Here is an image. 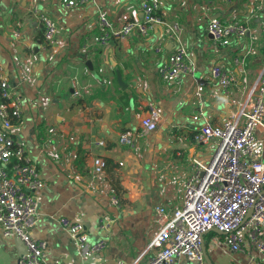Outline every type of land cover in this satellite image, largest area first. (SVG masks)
<instances>
[{
	"label": "crops",
	"instance_id": "0c3cea01",
	"mask_svg": "<svg viewBox=\"0 0 264 264\" xmlns=\"http://www.w3.org/2000/svg\"><path fill=\"white\" fill-rule=\"evenodd\" d=\"M157 1L166 14L165 25H156L149 36L133 33L100 49L89 43L99 14L105 12L115 27L124 14L140 21L143 0H93L69 9L61 0H0V69L23 105L11 134L47 181L36 195L40 215L31 236L47 242L50 264L85 263L60 226L61 217L83 223L92 242L108 241L91 259L96 264L150 260L157 208L177 209L193 160L208 163L215 153V141L195 142L198 128L205 122L220 125L241 111L259 75L264 62V0ZM33 9L56 22L59 32L52 43L44 41ZM213 18L240 21L250 31L227 47L216 45L206 32ZM174 23L180 27L191 73L167 83L160 70L178 46L167 35L166 25ZM255 35L259 40H253ZM252 46L257 53L245 56ZM156 47H162L161 52ZM215 66L228 70L234 83L223 90L211 81L199 92V82L209 81ZM73 78L85 88L80 98L74 96ZM150 106L161 111L157 128L132 148L120 146V133L139 129ZM256 136L264 146V131L258 129ZM97 157L106 161V169L95 180ZM102 219L110 221L109 231L99 227ZM215 239L221 241L222 235L205 237L212 262L236 264L241 255H229L223 245L209 249ZM24 251L20 239L4 237L0 229V264H17ZM251 254L255 261L242 255L246 264H264L255 250ZM178 262L191 264L184 257Z\"/></svg>",
	"mask_w": 264,
	"mask_h": 264
},
{
	"label": "built area",
	"instance_id": "2783aa9c",
	"mask_svg": "<svg viewBox=\"0 0 264 264\" xmlns=\"http://www.w3.org/2000/svg\"><path fill=\"white\" fill-rule=\"evenodd\" d=\"M92 1L61 0V3L69 9L88 5ZM141 8L142 20H132L129 14H124L119 27H115L108 15L101 12L90 45L104 49L115 39L125 40L133 33L149 36L156 25L166 24V14L160 11L157 0H143ZM31 13L43 28L44 41L52 43L59 32L56 22L36 9ZM166 26L169 40L178 46L168 55L160 76L163 81L173 83L189 75L191 67L187 48L181 42L179 25ZM249 31L248 26L240 21L223 22L217 18L211 19L206 27L214 44L225 47L234 40L244 39ZM15 35L18 36L16 31ZM253 40L257 41L259 37L255 35ZM161 50L162 47H156L158 53ZM256 53L252 46L245 56ZM243 60V57L238 58L235 63L240 65ZM211 81L227 90L234 83V77L223 67L215 66L210 80L199 82L198 91L202 92ZM72 88L74 96L82 97L85 88L76 78L72 80ZM22 114V100L15 95L0 69V229L4 237H16L25 246L17 264H50L47 242L31 236L40 215L36 195L46 187L47 181L27 157L22 144L11 134L13 121H20ZM200 116L201 113L194 119L198 120ZM161 118V111L150 106L139 129L120 133L118 144L129 148L136 146L140 139L157 128ZM258 129L264 131V62L247 92L243 109L220 125L205 122L198 128L195 142L205 145L215 141V153L208 163L193 160L192 172L177 209L169 212L165 207L157 208L153 223L158 230L148 245V250H152L154 255L146 263L134 261L132 264H180L178 260L182 257L191 264H207L202 238L213 229L222 233V240L215 239L210 244V250H217L223 245L229 255H250L255 261L251 254L255 250L260 258H264V146L256 136ZM97 145L102 146L103 143L98 142ZM105 169L106 161L97 157L92 178L100 179ZM112 202L118 206L116 197H112ZM250 210L252 214L246 219ZM59 224L77 244L84 264H96L91 259L106 249L108 241L92 242L81 222L61 217ZM99 227L109 231L111 223L102 219Z\"/></svg>",
	"mask_w": 264,
	"mask_h": 264
},
{
	"label": "water",
	"instance_id": "95a60500",
	"mask_svg": "<svg viewBox=\"0 0 264 264\" xmlns=\"http://www.w3.org/2000/svg\"><path fill=\"white\" fill-rule=\"evenodd\" d=\"M251 214H252V210L249 211V213H248L246 219H248V218L251 216ZM210 232H213V233H215V234H219V235L222 234V233H221L220 231H218L217 229H213V230L210 231ZM206 235H207V234H205V235L203 236V238H202V242H203V246H202V248H203V252H204V256H205V260H206V263H207V264H214V263L212 262L211 258L209 257L208 252H207V246H206V242H205V237H206Z\"/></svg>",
	"mask_w": 264,
	"mask_h": 264
},
{
	"label": "rangeland",
	"instance_id": "374dc122",
	"mask_svg": "<svg viewBox=\"0 0 264 264\" xmlns=\"http://www.w3.org/2000/svg\"><path fill=\"white\" fill-rule=\"evenodd\" d=\"M247 257H250V256H247ZM244 257L241 255V256H237V260L234 262L236 264L240 263V264H246V262H244ZM264 259V258H262Z\"/></svg>",
	"mask_w": 264,
	"mask_h": 264
},
{
	"label": "trees",
	"instance_id": "16d2710c",
	"mask_svg": "<svg viewBox=\"0 0 264 264\" xmlns=\"http://www.w3.org/2000/svg\"><path fill=\"white\" fill-rule=\"evenodd\" d=\"M17 122H18L17 120H14V121H13V125H15ZM210 235H211V236H214L215 233L211 232ZM206 246H207V245H206ZM207 248H208V246H207Z\"/></svg>",
	"mask_w": 264,
	"mask_h": 264
}]
</instances>
